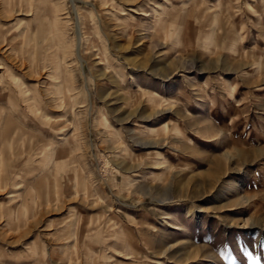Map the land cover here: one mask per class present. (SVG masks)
Instances as JSON below:
<instances>
[{
  "label": "rangeland",
  "instance_id": "obj_1",
  "mask_svg": "<svg viewBox=\"0 0 264 264\" xmlns=\"http://www.w3.org/2000/svg\"><path fill=\"white\" fill-rule=\"evenodd\" d=\"M0 264H264V0H0Z\"/></svg>",
  "mask_w": 264,
  "mask_h": 264
}]
</instances>
